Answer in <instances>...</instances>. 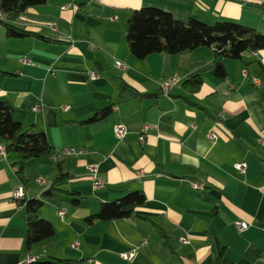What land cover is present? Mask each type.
I'll return each mask as SVG.
<instances>
[{"label": "crops", "instance_id": "0c3cea01", "mask_svg": "<svg viewBox=\"0 0 264 264\" xmlns=\"http://www.w3.org/2000/svg\"><path fill=\"white\" fill-rule=\"evenodd\" d=\"M147 7L178 21H231L264 33V0H48L15 23L36 37L8 38L0 23V101L16 121L45 133L56 151L81 152L28 162L27 185L0 158V264H27L28 257L73 264H264V145L257 142L264 131V51L223 59L225 79L213 75L211 48L138 60L126 42L127 21ZM195 76L203 85L192 94L184 83ZM169 79L178 83L166 95L162 85ZM109 107L107 120L82 123ZM117 125L127 128L122 140ZM241 163L244 174L235 168ZM59 166L72 178L47 198ZM91 166L98 167L102 188L93 187ZM18 189L26 200L44 202L38 217L56 229L31 252L25 207L12 199ZM133 192H143L146 202L130 219L87 223L103 203ZM237 221L249 228L240 231ZM145 242L135 257H122Z\"/></svg>", "mask_w": 264, "mask_h": 264}, {"label": "trees", "instance_id": "16d2710c", "mask_svg": "<svg viewBox=\"0 0 264 264\" xmlns=\"http://www.w3.org/2000/svg\"><path fill=\"white\" fill-rule=\"evenodd\" d=\"M47 3L48 0H1L0 11L3 19H0V23L6 29L8 38L36 37V34L17 28L15 23L29 9L43 7ZM127 23L126 42L131 54L138 60H146L156 54L175 56L200 48H211L216 58L213 75L218 79L227 77L223 59L241 60L244 55L264 51V33L236 22L207 24L193 18L178 21L165 10L147 7L133 11ZM202 85L203 78L195 76L184 83V88L195 94L200 91ZM112 113L113 107H109L82 123H100L107 120ZM0 144L6 146L8 160L16 168L17 176L24 185H27L25 173L28 162L53 159L59 152L51 145L45 133L36 132L31 126L16 121L3 101H0ZM59 170V177L44 194L47 198L53 195L59 184L72 178L64 173L60 166ZM74 202L78 204L79 200ZM145 202L143 192L129 193L117 201L103 203L99 213L88 217L86 221L92 225L97 221L127 220ZM22 206L27 213L26 249L31 252L33 248L52 240L56 236V229L52 223L38 217V211L44 206L42 200L25 199ZM162 236L167 239L164 233ZM30 264H73V261L48 258L45 261L36 259Z\"/></svg>", "mask_w": 264, "mask_h": 264}, {"label": "built area", "instance_id": "2783aa9c", "mask_svg": "<svg viewBox=\"0 0 264 264\" xmlns=\"http://www.w3.org/2000/svg\"><path fill=\"white\" fill-rule=\"evenodd\" d=\"M69 6H65V7H62V10H66L68 9ZM0 19H3V15L0 11ZM53 30H56L55 27H52ZM253 54H257V53H253ZM24 62H29L28 60H24ZM116 67L118 69H122V70H125L126 66L121 63V62H116ZM95 74L92 75V78L94 79L95 78ZM178 83V80L177 79H169L167 81H165L162 85V91L164 94H168L170 89L176 85ZM39 107H35V111H39ZM64 112H68L70 111V107H63L62 109ZM193 129H196L195 126L192 127ZM150 129L149 126H146L145 129L143 130V133L142 136L140 137V141L143 142L145 141V138L147 136V132L148 130ZM114 133L116 135V137L120 140L124 139L127 135V128L124 126V125H117L114 127ZM209 140L211 142H215L216 140V136L211 132L209 133V136H208ZM257 142L258 144H261V145H264V131L261 132L260 136L258 137L257 139ZM63 154L65 156H73V157H78L81 152L79 150H77L76 148H64L62 150H60L58 152V154ZM58 154L53 158L54 160H57L58 159ZM0 158L2 159H8V152H7V148L4 144H0ZM236 170L241 173V174H244L247 170V164L246 163H241L239 165H236ZM140 175L142 174V172L139 173ZM88 175L90 176V178L92 179V185L95 189H98V188H102L104 185L102 183V181L100 180L99 178V172H98V167L97 166H91V167H88ZM193 188L194 189H203V187L200 185V184H193ZM12 199L13 201L15 202H18V203H21L25 200V194H24V191L22 189H18V190H15L12 194ZM61 216L64 217L65 216V212H61ZM236 226L237 228L240 230V231H246L248 228H249V225L247 223H244V222H240V221H237L236 222ZM181 242L184 243V244H187V240L182 238L181 239ZM147 245V243H142V245L140 247H137L135 249H133L131 252L127 253V254H124L122 257L124 259H129V258H133L136 256V254L139 252L140 249L144 248L145 246ZM79 246V243H75V245L73 246L74 248H77ZM36 260L35 257H28L27 259V264H30L32 262H34Z\"/></svg>", "mask_w": 264, "mask_h": 264}]
</instances>
